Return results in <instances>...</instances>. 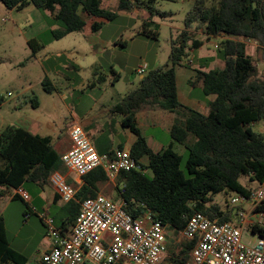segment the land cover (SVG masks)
<instances>
[{
  "label": "trees",
  "instance_id": "trees-1",
  "mask_svg": "<svg viewBox=\"0 0 264 264\" xmlns=\"http://www.w3.org/2000/svg\"><path fill=\"white\" fill-rule=\"evenodd\" d=\"M1 1L9 9L33 4L38 10L48 11L51 21L60 24V28L51 29L55 40L84 31L89 22L91 30L98 32L117 17V12L106 8L103 0ZM118 1V10H131L141 3L140 0ZM150 14H154L153 8ZM143 32L157 36L156 31L147 28ZM199 33L206 34L208 39L230 37L223 39L218 47L224 66L197 74L204 94L215 96L209 103L208 114L183 105L178 97L176 67L191 65L190 59L185 61L187 50L203 45ZM248 40H254L264 51V0H195L184 28L173 39L169 62L145 73L138 87L111 107V112L121 114L123 125L136 135L130 151L139 169L120 172L116 177V189L133 217L149 209L155 219L177 233L197 212L220 223L231 221L235 207L229 199V207H223L214 196L247 195L264 181V132L254 129L256 122L264 120V78L257 74L258 64L248 53ZM28 44L34 56L45 47L36 38ZM111 74L117 75L114 69ZM106 80L107 76L100 75L91 86ZM42 84L47 92L54 91L48 77ZM143 108H162L178 115L171 128L173 142L158 152L151 149L137 125L136 114ZM174 142L187 148L186 160L174 148ZM61 161L51 136L33 134L15 124L6 126L0 132V200L8 190L19 189L28 181L47 183ZM243 176L258 185L243 184ZM84 180L87 184L77 193L80 200L96 196L94 184L107 182L109 177L99 167ZM252 228L264 235L263 227ZM183 246L179 252L166 253L161 264H188L194 242L188 241ZM27 263L28 258L11 246L5 220L0 216V264Z\"/></svg>",
  "mask_w": 264,
  "mask_h": 264
},
{
  "label": "rangeland",
  "instance_id": "rangeland-1",
  "mask_svg": "<svg viewBox=\"0 0 264 264\" xmlns=\"http://www.w3.org/2000/svg\"><path fill=\"white\" fill-rule=\"evenodd\" d=\"M140 1L139 7L118 10V0H103L106 8L117 12V17L104 24L101 32H95V38L110 40L107 45H99L88 42L85 31L74 32L55 40L51 33L52 27L48 26L52 25L56 29L60 28V24L50 20L48 11L38 10L33 4L21 9H9L0 0V132L8 125L19 124L21 119L25 120L28 116L50 115L55 121L54 136H58L65 130V124L71 123L73 109L89 107L92 93L83 95L75 91L68 95L66 87L69 84L79 86L85 82L87 86L90 80L92 82L100 75L110 77L114 69L119 77L115 82L109 79L110 84L116 86H111L107 95H115L126 92L132 82L139 84L140 76L149 70L165 66L169 62L173 39L184 28L185 18L195 0ZM151 8L153 15L150 14ZM145 28L156 31L157 36L145 34ZM33 38L45 45L35 56L28 44ZM216 42L221 43L222 38L214 37L206 41V46L201 51L188 49L185 61L191 59L198 64L206 47L215 50ZM247 45L248 53L253 55L258 64L257 74L264 78V51L254 40H248ZM67 63L76 65L79 70L65 69L63 65ZM144 65H147L145 73L139 74L138 69ZM187 69L194 68L191 65ZM45 72L49 73L46 75ZM45 76L54 85L53 92L44 89L42 79ZM65 76H69L67 80ZM30 84L33 90L23 94V90ZM193 88V95L205 96L201 86L196 85ZM60 92L66 96V101L61 98ZM93 93L99 96L104 92L95 90ZM79 97L81 100H78ZM34 98L43 101L44 106L40 110L35 111L32 104ZM49 99L56 101V108H51L46 101ZM254 129L264 132V120L256 122ZM91 140L94 142L93 138ZM177 150L186 160L189 155L187 148L179 146ZM241 182L245 185L252 183L245 176L241 178ZM214 197L223 207H229V195L221 193ZM6 202L8 199L3 197L0 216L5 220L6 234L11 246L28 258L27 264H41V255L49 241L47 225L43 223L40 215L32 214L31 225L24 227L20 210L25 204L21 200L11 201L12 204L4 211ZM166 230L167 254L179 252L187 241L171 228ZM251 238L245 232L244 239L249 241Z\"/></svg>",
  "mask_w": 264,
  "mask_h": 264
},
{
  "label": "built area",
  "instance_id": "built-area-1",
  "mask_svg": "<svg viewBox=\"0 0 264 264\" xmlns=\"http://www.w3.org/2000/svg\"><path fill=\"white\" fill-rule=\"evenodd\" d=\"M146 69L144 65L138 73ZM69 134L72 147L61 158L77 176L85 177L101 167L112 179L120 172L139 169L130 149L116 148L100 154L80 124H73ZM50 182L62 200L76 198L78 190L64 173L55 170ZM19 193L24 200L30 199L26 191L20 189ZM229 202L236 209L231 221L220 223L197 212L179 232L184 240L194 242L188 264H264V235L252 228H264V181L250 194H233ZM41 217L51 243L41 256L43 264H161L167 253L168 227L155 219L151 210L133 217L123 204L104 194L80 202L78 216L68 233L57 227L51 217L44 213ZM245 232L252 237L249 241L244 239Z\"/></svg>",
  "mask_w": 264,
  "mask_h": 264
},
{
  "label": "crops",
  "instance_id": "crops-1",
  "mask_svg": "<svg viewBox=\"0 0 264 264\" xmlns=\"http://www.w3.org/2000/svg\"><path fill=\"white\" fill-rule=\"evenodd\" d=\"M49 18L51 20V16H49ZM48 27H52L53 29L52 25ZM101 30L102 28L99 30V32H101ZM84 31L87 33L88 42L92 44L96 43L99 45H107L110 41L99 37L95 38L96 33L91 30V22L88 23L87 28ZM70 34H68L67 36H69ZM214 37H221L222 40L225 38H230L227 35H220L212 36L210 39H208V36L206 34L199 33L198 38L203 41V45L196 50L201 51L206 46L205 42L212 40V38ZM219 45V42H216L214 44L215 50H211L209 47H206V50L200 55L201 62H198V64H195L192 60L191 65L194 68L192 69L193 71L191 69H187L188 67L190 68L191 65L183 64L176 67L179 101L183 105L203 114H208L209 103L215 98V96L206 94L204 97L195 96L193 95V87L199 85L202 88L201 81L197 80L198 71H207L212 68H222L224 66V60L218 54ZM63 67L70 70H79V67L71 63L64 64ZM45 73L47 75L49 72ZM116 74L119 75L117 72ZM117 75L111 74L104 83L97 84L96 86H91L93 81L91 82L90 80L87 86H85V82H82L81 84H79V86H73L72 83L66 87L67 91L69 92L67 93L68 95L74 94L75 91H79L83 95L88 94V92L92 93L90 95L89 107L81 109H78V107H76L75 109H73L71 112L72 124H65V130L58 134V136H54L55 131L53 127L55 126V121L54 118L50 115H35L33 117L28 116L27 118H25V120L21 119L19 124L17 125L27 128L33 134L51 136L53 138L54 148L61 157L72 147L69 130L73 124H80L88 132L90 137L93 138L94 142H92L94 143L97 151L100 154L111 153L116 148L130 149L133 143L136 141V135L130 130V128L123 125V116L121 114H115L111 112V107L121 101V99L130 90L138 87L139 84H135L134 82H132V85L126 92H119L115 95H107L108 90L111 89L112 86L109 82V79L115 82L116 78H118ZM68 77L69 76H65V79L67 80ZM143 77L144 75H141L140 80ZM115 86L116 84H113L112 87ZM86 87L88 88V90ZM31 90H33V87L30 84L23 90V94L28 93ZM95 90H101L104 93H101L98 96L93 93ZM60 93L61 98L66 101V96H64L62 92ZM78 100H81V97H79ZM46 101L51 106V108H56L57 103L54 99H49ZM34 104L33 107L35 111L40 110L44 106L43 101L39 99H37V103L34 102ZM176 118H178V115L176 113L162 108H143L137 112V125L146 137L147 142L153 151L158 152L173 142V139L171 137V128ZM190 140L192 141L193 137H190ZM179 146H181L182 148L185 147L184 145L179 143L174 144V148L176 150L179 148ZM57 170L65 174L67 181L73 184L77 188L78 192L84 185L87 184L84 180V177L81 178L74 172L67 169L62 161ZM94 185L96 186L97 194H104L115 202L123 204V200L119 196V193L116 189L117 178H112L107 182H99ZM257 185L258 184H255L254 187H256ZM90 187L93 188L92 185H90ZM20 189L26 191L29 194V200H24L22 198L21 194L19 193ZM4 198L8 199V202H6L4 206V211H6L5 209L12 204L11 201L21 200L25 204V206L20 210V212L23 214L22 222L25 225L24 227L31 225L32 214L40 215L41 220L43 221V223H45L44 219L41 217V214L44 213L48 217H51L55 225L61 228L64 233H68L71 231L74 224H69L71 221H74V219L77 218L80 210V202L82 201L77 197V195L76 198L72 201L66 202L62 200L50 180L43 185L28 181L24 184L23 187L19 189L8 190ZM50 247L51 243L50 241H48V244H46L43 253Z\"/></svg>",
  "mask_w": 264,
  "mask_h": 264
}]
</instances>
